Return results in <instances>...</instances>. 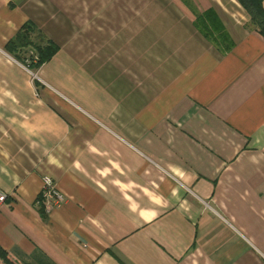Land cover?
I'll return each mask as SVG.
<instances>
[{
  "label": "crops",
  "instance_id": "crops-1",
  "mask_svg": "<svg viewBox=\"0 0 264 264\" xmlns=\"http://www.w3.org/2000/svg\"><path fill=\"white\" fill-rule=\"evenodd\" d=\"M250 21L237 0H0V247L19 264H264ZM27 24L58 47L38 68L34 47L7 50ZM44 176L67 200L43 215Z\"/></svg>",
  "mask_w": 264,
  "mask_h": 264
},
{
  "label": "trees",
  "instance_id": "trees-1",
  "mask_svg": "<svg viewBox=\"0 0 264 264\" xmlns=\"http://www.w3.org/2000/svg\"><path fill=\"white\" fill-rule=\"evenodd\" d=\"M243 8L248 12L251 18L252 26L258 28L262 33H264V4L263 0H237ZM205 17L202 19L196 20L197 27L205 34V36L213 41L217 46H220V42L225 44V48L230 50L232 46L228 44L226 35L219 34V36H215V33L212 31L213 29L209 27L206 21H209V15L205 14ZM211 22V21H210ZM217 31V30H214ZM221 32V31H217ZM38 33V30L32 25L27 24L24 25L15 39L9 42L7 45V50L9 52H21L23 49L28 48L30 46L34 47V53L31 55H26L25 59L29 61H36V67H40L43 63L50 60L58 51V47L51 41L45 40L43 38V42L35 43L33 42V35L32 34ZM42 35H38L36 40L40 41L42 39ZM27 53V52H24ZM27 56H29L27 58ZM41 214L44 215L43 209H41ZM0 264H19L17 263L9 254L4 251L0 247Z\"/></svg>",
  "mask_w": 264,
  "mask_h": 264
},
{
  "label": "built area",
  "instance_id": "built-area-1",
  "mask_svg": "<svg viewBox=\"0 0 264 264\" xmlns=\"http://www.w3.org/2000/svg\"><path fill=\"white\" fill-rule=\"evenodd\" d=\"M7 196L0 190V203L5 202ZM67 198L66 195L59 189L57 183L50 177L42 178V188L37 204L45 212L50 213L52 210L61 207Z\"/></svg>",
  "mask_w": 264,
  "mask_h": 264
}]
</instances>
